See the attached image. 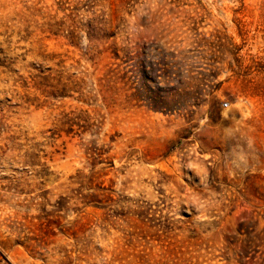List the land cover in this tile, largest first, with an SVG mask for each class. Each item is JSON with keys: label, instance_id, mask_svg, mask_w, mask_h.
Returning <instances> with one entry per match:
<instances>
[{"label": "rangeland", "instance_id": "obj_1", "mask_svg": "<svg viewBox=\"0 0 264 264\" xmlns=\"http://www.w3.org/2000/svg\"><path fill=\"white\" fill-rule=\"evenodd\" d=\"M0 264H264V0H0Z\"/></svg>", "mask_w": 264, "mask_h": 264}, {"label": "built area", "instance_id": "obj_2", "mask_svg": "<svg viewBox=\"0 0 264 264\" xmlns=\"http://www.w3.org/2000/svg\"><path fill=\"white\" fill-rule=\"evenodd\" d=\"M225 104H227V102H225Z\"/></svg>", "mask_w": 264, "mask_h": 264}]
</instances>
